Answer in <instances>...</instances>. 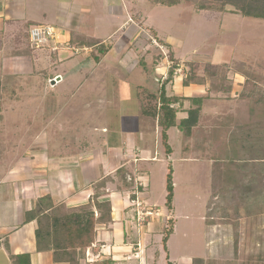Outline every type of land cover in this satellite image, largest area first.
<instances>
[{
	"label": "rangeland",
	"instance_id": "374dc122",
	"mask_svg": "<svg viewBox=\"0 0 264 264\" xmlns=\"http://www.w3.org/2000/svg\"><path fill=\"white\" fill-rule=\"evenodd\" d=\"M213 2L224 5L220 0H177L172 6L119 0L116 11L122 14L116 16L111 5L107 13L98 8L85 34L105 39L109 51L101 63L91 51L69 48L71 59L57 66L47 46L36 48L45 49L43 58L34 61L33 72L22 70L19 85L4 90L8 101L0 102L2 169L66 147L91 146L86 157L96 158L108 146L137 144L135 153L141 154L149 145L156 159L139 165L142 178H135L136 167L135 176H125L136 194L131 199L136 219L141 212L154 238L149 241L154 262L202 257L196 264H264V19L242 15L231 4L220 11L202 9ZM231 2L241 6L239 0ZM167 44L181 62L179 76L168 83L170 95H184L181 76L196 71L192 63L230 64L228 70H212L219 71V82H232L229 94L211 93L204 101L191 135L178 127L169 130L170 155L157 120L144 114L157 106L152 95L168 78ZM186 116L180 111L177 121ZM170 171L172 209L166 204ZM154 218L161 219L157 232L149 223Z\"/></svg>",
	"mask_w": 264,
	"mask_h": 264
},
{
	"label": "crops",
	"instance_id": "0c3cea01",
	"mask_svg": "<svg viewBox=\"0 0 264 264\" xmlns=\"http://www.w3.org/2000/svg\"><path fill=\"white\" fill-rule=\"evenodd\" d=\"M117 1L0 0V84L3 105L8 101L4 97V90L19 85L22 70L29 68V72H33L34 61L43 58L45 49L37 51L39 45L30 39L33 26L44 24L56 28V38L40 46H47L51 60H56L57 66H61L64 60L71 59L69 53L72 51L69 48L92 52L97 47L93 40L105 43L103 38L85 34L86 26L98 8L99 13H107V7L111 5L114 7L111 11L113 16L122 14L116 11ZM122 28L127 34L124 31L126 23ZM56 44L59 49L55 50ZM207 91L208 87L197 84L181 87L185 97L202 96ZM158 128L161 131V127ZM136 145L131 144L130 149L121 145L108 146L106 153H98L96 158L95 155L86 157V151H93L91 146L66 147L55 152V155L49 152L34 153L31 162H12L4 169L0 166V264H26L25 258L20 259L22 255L29 256V264H71L54 258L52 236H47L42 247H39V222L33 211L37 202L44 197H48L55 207L65 204L67 209L90 202L94 204L97 200H110L112 203V223L97 225L95 241L86 249L85 255L77 256V264H156L153 257L155 246L149 245L154 238L145 228L148 222L136 219L135 209L131 207L134 190L128 187L125 176H135L133 168L136 167L138 174L135 178H142L144 173L139 165L156 159V155L148 148L149 145L140 148L141 154H136ZM127 150L131 154L126 153ZM8 154L4 153V156ZM122 168L123 173H118ZM142 185L141 182L138 190L142 189ZM94 210L96 216L99 215L96 206ZM47 212L51 213V209ZM29 217L31 219L28 221ZM160 221V218H154L149 222L152 231H159L157 224ZM184 259L180 263L171 262L196 264V259L203 261L202 257ZM159 262L167 264L163 263V259Z\"/></svg>",
	"mask_w": 264,
	"mask_h": 264
},
{
	"label": "trees",
	"instance_id": "16d2710c",
	"mask_svg": "<svg viewBox=\"0 0 264 264\" xmlns=\"http://www.w3.org/2000/svg\"><path fill=\"white\" fill-rule=\"evenodd\" d=\"M156 4L165 6H172L177 4V0H153ZM219 1V0H216ZM224 1V5L220 6L218 3H210L204 5L202 9H209L213 11L224 10L226 5H233L235 10H238L242 15L253 16L264 19V0H239L241 6L231 2L232 0H220ZM236 1V0H235ZM157 37V33L154 34ZM97 45L92 50L91 56L95 58L96 62L100 63L104 56L108 53L109 48L105 43L100 40H93ZM161 41V40H160ZM162 44L165 42L162 41ZM166 45V44H165ZM167 47L169 50V60L171 62L168 68V78L161 84L158 95H152L157 100V106L154 110L144 109V114L152 116L157 120L158 126L162 128V139L168 155L172 154L173 148L169 143V130L172 127H178L185 135L189 136L192 133L194 127L199 124V118L201 115L204 101L211 97V93L217 94H229L231 92V84L226 85V82H219V71L215 72L213 69L215 66H220L228 70L230 64H193L197 67L195 72H186L184 76H181L182 85L189 86L191 84H197L204 87H208L207 93L202 96L185 97L177 94L170 95L168 93V83L173 81L175 77L179 76L178 68L180 66V60L175 57L174 52L169 44ZM99 50H98V49ZM95 51H100V56L95 55ZM204 73L200 74V70ZM219 69V67L217 68ZM225 76V75H222ZM230 80L229 78H226ZM185 100H189L193 103V106L186 108ZM2 101V89L0 84V102ZM180 111L187 112V116L183 117L178 122V113ZM125 170V169H124ZM123 173V168L118 171ZM167 206L172 209L174 201V182L172 171L167 176ZM48 197L41 198L33 211V214L38 217L39 227L37 229V238L39 247H42L44 239L47 236H52L54 239L52 248L54 249V258L58 261H69L71 264H77V256L85 255L86 249H88L96 237V227L98 224L110 225L113 221L112 203L110 200L96 201L85 205L78 206L76 208L67 209L65 204H61L57 207L51 204ZM132 199H136V194H133ZM96 206L99 211V215L96 216L94 210ZM51 209V213H48ZM35 218V217H34ZM33 218V219H34ZM31 217L28 218V221ZM173 228H169L167 232L170 234L173 232ZM166 236V242L168 241ZM47 240V239H46ZM26 259V264L30 263L28 255H22L21 260ZM199 259H196V261ZM169 264H175L169 262Z\"/></svg>",
	"mask_w": 264,
	"mask_h": 264
},
{
	"label": "built area",
	"instance_id": "2783aa9c",
	"mask_svg": "<svg viewBox=\"0 0 264 264\" xmlns=\"http://www.w3.org/2000/svg\"><path fill=\"white\" fill-rule=\"evenodd\" d=\"M57 36V30L52 25H35L30 29V39L33 43L37 45H46L51 40H54ZM158 43V42H157ZM160 46V44L158 43ZM54 49H59V46L56 44ZM75 50V48H73ZM78 51V50H77ZM149 215H152V212H148ZM143 214V213H142ZM138 220L143 221V217L141 216V212L137 214ZM143 218V219H142Z\"/></svg>",
	"mask_w": 264,
	"mask_h": 264
}]
</instances>
